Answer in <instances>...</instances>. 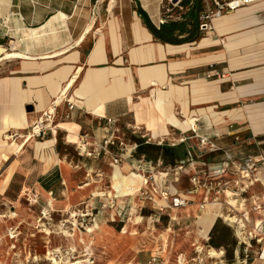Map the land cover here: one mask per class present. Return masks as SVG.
<instances>
[{
    "label": "crops",
    "instance_id": "1",
    "mask_svg": "<svg viewBox=\"0 0 264 264\" xmlns=\"http://www.w3.org/2000/svg\"><path fill=\"white\" fill-rule=\"evenodd\" d=\"M170 1L0 0V59L16 54L0 60L1 202L21 205L23 198L33 199L35 208L68 213L81 204L97 210L96 198H105L104 207L117 205L113 218L124 222L130 205L123 199L132 194L117 197L113 179L125 181L135 172L146 178L141 188L131 181L136 193L169 186L189 204L197 193H207L202 211L212 188L190 183L188 192H179L173 180L164 179L171 174L157 169L182 164L202 139L212 146L264 143V0L203 20L218 11L214 0H204L200 38L166 43L153 28L186 21L191 6L166 14ZM204 23L210 28H202ZM187 29L178 39L189 37L192 26ZM55 102L56 131L44 139H18L14 146L4 138L10 131L27 133ZM116 128L133 134L129 141L137 148H113L114 157L123 156L118 164L76 147L82 138L99 146ZM168 138L179 139L187 153L158 143ZM105 175L113 192L96 195L104 191ZM208 209L201 220L212 216Z\"/></svg>",
    "mask_w": 264,
    "mask_h": 264
},
{
    "label": "rangeland",
    "instance_id": "2",
    "mask_svg": "<svg viewBox=\"0 0 264 264\" xmlns=\"http://www.w3.org/2000/svg\"><path fill=\"white\" fill-rule=\"evenodd\" d=\"M122 134L121 130L118 137L123 145H111L112 154H102L98 159L111 156L115 163L113 148L120 146L132 152L137 149L132 148L133 134H128L126 129ZM158 143L168 148L176 145L174 148H178L181 156L187 153L186 146L179 145V139L168 138ZM90 147L87 146V152ZM162 154L171 159L167 150ZM187 157L183 165L163 164L157 170L171 174L164 179L173 180L170 184L179 192H188L189 179L194 175L204 179L202 183L206 181L212 189L202 211V197L206 198L207 193H197L188 210L184 207L176 211L171 208V196L168 199L162 196L169 186L163 192L151 186L123 199L130 205L122 216L124 222L113 218L117 205L104 207L105 198H96L100 203L97 210L81 204L68 213L35 208L36 203L27 194L24 197L29 202L23 198L21 205L0 201V264H55L53 259L59 264H264V143L224 142L212 146L199 142ZM126 178V181L116 178L117 183L139 181L136 187L141 188L146 180L135 172ZM103 183V192H113L107 175ZM125 193L123 186L116 196L126 197ZM169 193L176 194L171 189ZM208 206L212 216H206L203 221ZM72 213L78 215L72 217ZM81 214L85 216L80 217ZM103 228L107 231H100ZM212 251L217 254L212 255Z\"/></svg>",
    "mask_w": 264,
    "mask_h": 264
},
{
    "label": "built area",
    "instance_id": "3",
    "mask_svg": "<svg viewBox=\"0 0 264 264\" xmlns=\"http://www.w3.org/2000/svg\"><path fill=\"white\" fill-rule=\"evenodd\" d=\"M184 0H173L170 1L168 4V7L165 8L166 10V14H171L175 8H179L181 10H183L182 7V2ZM259 0H232L227 4H220L218 2V0H214V2L216 3L217 7H218V11L216 13H210L206 16L203 17V20H209L211 19L212 16L214 15H220L223 11L225 10H229V11H234L236 9H238L239 7H241L242 5H247V4H251V3H255ZM202 28L204 29H209L210 26L208 25V23H204L202 25ZM57 102V101H56ZM56 102L54 103L53 107L51 110L46 111L45 113H43L41 120L39 122H37L36 124H34L30 130L27 133L24 134H20L19 132H13L10 131L8 133V140L10 142H15L18 139H22V140H27V139H44L49 132H53L54 130H57L58 127V122H57V118H58V105H56ZM66 102L68 103V107L70 110H72L74 108V103L69 99L66 100ZM109 124H113L114 122L109 120L108 121ZM120 132V130L118 128H116L115 130H113L112 135L109 138H106L101 145L99 146H91L90 150L92 148V150L89 152H87L88 148V141L84 140L82 141L83 144L78 145V148L80 151H82L84 154H86L87 156L93 157L95 154L97 157L101 156L102 154L108 155V154H112L109 147L111 145H116L117 142H120V145H123L122 140L115 135V133ZM114 133V135H113ZM86 137H88V135H86ZM207 140L206 139H202V144H206ZM84 148V149H82ZM123 158V156H115L114 157V161L116 164L119 163V161ZM204 179H201V177L199 175H194L193 178H191V183L195 186V189L201 188V187H205L208 189H211L212 187H209V185L206 183V181L204 183L203 182ZM148 183V181L146 182ZM170 189H166V191L164 193H162L163 198L168 199L171 196V202H172V206L173 208H184L189 204V201L187 199H184L182 197H180L179 195H172L171 193H169ZM207 199V198H206ZM30 201L32 203H36L35 200H31Z\"/></svg>",
    "mask_w": 264,
    "mask_h": 264
},
{
    "label": "trees",
    "instance_id": "4",
    "mask_svg": "<svg viewBox=\"0 0 264 264\" xmlns=\"http://www.w3.org/2000/svg\"><path fill=\"white\" fill-rule=\"evenodd\" d=\"M190 4L191 6L189 7V11L184 17L186 18V21H171L170 23L162 25L159 30L153 28V32L160 40L166 43H178L186 40H197L200 38L201 34L199 32L200 27L198 20L204 9V0H195L194 2H191V0H184L182 2L184 7H187ZM189 24L192 26V31L189 37L181 40L178 39V32L180 34L186 32Z\"/></svg>",
    "mask_w": 264,
    "mask_h": 264
},
{
    "label": "bare ground",
    "instance_id": "5",
    "mask_svg": "<svg viewBox=\"0 0 264 264\" xmlns=\"http://www.w3.org/2000/svg\"><path fill=\"white\" fill-rule=\"evenodd\" d=\"M13 58H16V54H14L13 52L12 53H7L2 59H13ZM2 59H0V60H2ZM7 141H8V134H5V137H4ZM9 144H11V146H14L15 145V142H13V143H9ZM126 181V180H125ZM98 182V181H97ZM101 182V181H100ZM125 187H126V193L125 194H132V195H135L136 194V192H137V190H136V188H134V187H132L131 186V184H130V182H125V185H124ZM96 187V186H95ZM109 189V188H108ZM113 189H114V192H115V194H120L121 192H122V189H121V186H120V184L119 183H117V180L116 179H113ZM103 192V191H102ZM97 195V194H96ZM102 195H104V194H102ZM99 196V195H98ZM47 212V211H46ZM13 215V214H12ZM15 215V214H14ZM78 214L77 213H72V217H76ZM80 217H84L85 215L84 214H81V215H79ZM46 218V217H45ZM40 222V221H39ZM74 224L75 225H77V220L75 219V222H74ZM66 225V224H65ZM63 226V225H62ZM61 227V226H60ZM262 227V226H261ZM261 227H260V229H259V226H258V229L261 231V230H263V229H261ZM62 230H63V227H62ZM66 230V229H65ZM48 231V230H47ZM90 231V230H89ZM62 232V231H61ZM65 233H67V231H64ZM47 233H49V231L47 232ZM65 233H63V234H65ZM68 234V233H67ZM69 235V234H68ZM70 236H71V234H70ZM211 254L212 255H214V254H217L215 251H212L211 252ZM218 256V255H217ZM54 260V263L55 264H59V262L56 260V259H53ZM81 262H78L77 264H80Z\"/></svg>",
    "mask_w": 264,
    "mask_h": 264
}]
</instances>
